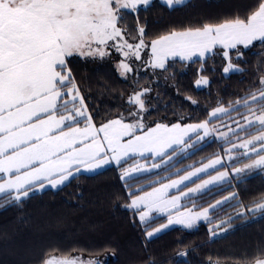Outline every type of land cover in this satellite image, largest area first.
<instances>
[{
  "label": "snow or ice",
  "instance_id": "1",
  "mask_svg": "<svg viewBox=\"0 0 264 264\" xmlns=\"http://www.w3.org/2000/svg\"><path fill=\"white\" fill-rule=\"evenodd\" d=\"M151 3L152 0H0V197L21 204L32 192L59 188L82 170L94 173L108 165L121 168V180L127 186L134 172L151 170L139 162L123 168L127 158L147 153L167 163L178 149L184 152L214 134L215 122L233 112L244 123L234 121L237 128L226 125L235 140L221 133L220 138L228 144L224 156L216 154L201 166L180 172L151 190L129 191L130 202L125 207L146 226L154 220L153 213L167 216V223L145 228L149 239L169 225L192 229L201 220L214 223L209 219L210 209L220 201L194 212L190 208L181 211L182 199H192L210 184L231 183L230 175L239 179L247 170L264 169V78L258 89L229 106H217L200 123L146 126L142 114L147 111V88L129 97L128 103L137 109L130 112L134 120L126 122L120 117L100 126L94 123L69 67L74 56L104 58L115 49L124 57L119 68L130 73L134 68L128 60H140L144 49L150 50L145 64L162 70H166L169 59L200 63L221 55L226 61L223 72L229 73L239 71L232 58L244 55L241 47L247 49L254 42L264 47V0H259L246 16L173 30L146 43L144 28L138 27L132 37L125 26V16L147 9ZM163 3L171 8L185 0ZM129 37L137 42L131 43ZM208 83L206 76H200L195 86ZM241 131L246 138L240 136ZM160 163H153L151 168H159ZM209 169H214L215 174L208 173ZM201 173H208L210 178L201 177ZM172 189L176 194L170 195ZM248 211L254 215L264 213V200L253 203ZM210 231L215 235L217 229ZM41 264L85 262L48 254ZM86 264L102 262L90 260ZM248 264H264V250Z\"/></svg>",
  "mask_w": 264,
  "mask_h": 264
},
{
  "label": "trees",
  "instance_id": "2",
  "mask_svg": "<svg viewBox=\"0 0 264 264\" xmlns=\"http://www.w3.org/2000/svg\"><path fill=\"white\" fill-rule=\"evenodd\" d=\"M258 3L186 0L170 8L162 0H152L147 9L128 12L125 26L132 37L143 27L145 42L150 43L173 30L246 16ZM240 51L242 57L232 58L239 71L229 73L223 72L226 61L221 55L200 63L169 59L166 70L149 67L146 55L141 62L134 61L138 65L134 64L133 72L124 74L119 71L120 58L112 54L104 58L74 56L69 67L98 126L131 110L129 97L142 88L150 89L144 97L149 125L199 123L217 106H229L260 87L264 47L254 42ZM200 76H206L209 83L197 88L195 81ZM240 136L244 138L245 133L241 131ZM227 146L223 139L205 137L184 152L178 149L167 163H160L161 157L129 158L122 162L123 168L139 162L151 170L134 172L127 186L121 180V168L110 165L94 173L79 172L59 188L32 192L21 204L0 197V264H41L48 254L90 258L102 264H248L264 250V213L248 211L253 203L264 200V169L234 177L231 183L224 182L189 199L198 207L224 201L210 212L214 223L201 221L192 229L174 226L149 239L145 228L156 227L166 217H157L146 226L125 207L130 202L129 191L148 190L173 179L216 154L225 155ZM153 163H160V167L151 168ZM210 229H217L216 234Z\"/></svg>",
  "mask_w": 264,
  "mask_h": 264
},
{
  "label": "rangeland",
  "instance_id": "3",
  "mask_svg": "<svg viewBox=\"0 0 264 264\" xmlns=\"http://www.w3.org/2000/svg\"><path fill=\"white\" fill-rule=\"evenodd\" d=\"M163 1V0H162ZM186 1V0H185ZM131 43H133L132 41H130ZM111 54L114 56V55H117L120 59H119V62L121 61V60H123L124 59V57L119 53V52H117V51H115V49H111ZM110 54V55H111ZM150 56V50L149 49H144V50H142V52H141V57H144V56ZM84 58H86V57H84ZM141 60L142 59H140V60H134V59H129L128 60V62L133 66V68H134V64H136V65H138L137 64V62H135L134 63V61H140L141 62ZM119 62H118V67H119ZM120 69V68H119ZM122 74H124L123 73V71L120 69L119 70ZM131 73V72H130ZM123 77H126L125 75H123ZM129 77V76H128ZM201 86H203V85H201ZM143 89V88H142ZM142 89H140V90H138V91H141ZM137 109H136V107L133 105V108L131 109V110H129L127 113H124V114H122V115H120L118 118H120V117H123L124 119H125V121L126 122H128V121H132V120H134L135 119V117H133V116H131L130 115V112H134V111H136ZM243 111V110H242ZM145 114H146V112H144L142 115H143V117H144V123L146 124V126H148V127H152V126H154V125H149V123H147V121H146V117H145ZM117 119V118H116ZM237 120H239L241 123H244V121L242 120V118H241V116L239 115V114H237L236 112L234 113V114H231V116H229L226 120H224V121H219V122H217V123H215L213 126L217 129V131L214 133V134H212V135H210V136H207V137H212V138H218V139H221L220 138V135H221V133H228V136L230 137V136H232V133H231V131L229 130V127H226V125H228V126H231V128H237V125L234 123V121H237ZM200 123V122H199ZM164 124H168V125H171V124H174V123H164ZM181 125H187V124H196V123H180ZM98 126V125H97ZM100 126V125H99ZM190 135H195L194 133H191ZM233 137V139L235 140V137L234 136H232ZM244 138H246V137H244ZM170 150V149H169ZM149 156H152V157H157V156H154L153 154H145L143 157H141V156H139V155H133V156H130L129 158H132V157H136V158H144V157H149ZM221 156H224V155H221ZM129 158H127V159H129ZM108 166H110V165H108ZM108 166H105L104 168H106V167H108ZM201 166V165H200ZM240 166H242V165H240ZM197 167H199V166H197ZM103 168V169H104ZM255 170H258V169H252V170H247L245 173H241L240 174V176L241 175H244V174H246V173H249V172H252V171H255ZM213 171V172H212ZM81 172H86V171H81ZM86 173H90V172H86ZM208 173H210V174H215V171H214V169H209L208 170ZM208 173H201L200 174V176L202 177V176H204V175H207V176H205V177H203V178H205V179H208V178H210V176L208 175ZM235 176L234 175H230V177H229V179L231 180L232 178H234ZM176 178V177H175ZM174 179V178H173ZM194 180H197V182H202L199 178H197V177H194L193 178ZM165 182H167V181H165ZM67 183V182H66ZM187 183H191V182H187ZM222 183H224V182H220V183H218V184H210V185H208V187L207 188H205V189H202V191L200 192V193H197L196 195H199V194H201V193H204L205 191H207V190H209V189H211V188H213V187H215V186H218V185H220V184H222ZM156 186H159V184L158 185H156ZM194 186V185H193ZM181 187H184L183 185H181ZM51 188V187H50ZM148 190H151V188L150 189H148ZM173 194H176V190L175 189H172L171 191H170V195H173ZM195 195V196H196ZM194 197V196H193ZM222 202H224V201H220V203H222ZM219 203V204H220ZM216 204V203H215ZM181 205H182V208H181V211H183V210H185V209H192V211H198V210H200L201 208H204V207H198L197 205H194V204H190L189 203V199H187V198H184V199H182V201H181ZM218 204H216V206H217ZM205 207H208V206H205ZM211 210L212 209H210V212H211ZM153 215V217H154V219L155 218H157V217H160V216H164V217H166V220L164 221V222H162L161 224H164V223H167V216L166 215H161V214H158V213H153L152 214ZM209 218H210V215H209ZM201 221H204V220H201ZM201 221H198L197 222V224L199 223V222H201ZM161 224H159V225H157L156 227H158V226H160ZM174 226H182V225H169V227L168 228H166V229H164L162 232H164V231H166L167 229H169V228H172V227H174ZM183 227V226H182ZM162 232H160V233H162ZM160 233H157V234H160ZM156 234V235H157ZM80 261H83V262H85V264H86V262L87 261H90L91 259L90 258H87V259H85V258H83V259H79Z\"/></svg>",
  "mask_w": 264,
  "mask_h": 264
},
{
  "label": "crops",
  "instance_id": "4",
  "mask_svg": "<svg viewBox=\"0 0 264 264\" xmlns=\"http://www.w3.org/2000/svg\"><path fill=\"white\" fill-rule=\"evenodd\" d=\"M195 58V57H194Z\"/></svg>",
  "mask_w": 264,
  "mask_h": 264
}]
</instances>
